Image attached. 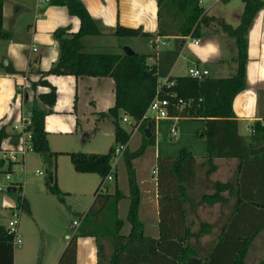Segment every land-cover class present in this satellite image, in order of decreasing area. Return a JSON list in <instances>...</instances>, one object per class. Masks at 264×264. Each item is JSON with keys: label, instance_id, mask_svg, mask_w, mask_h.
I'll use <instances>...</instances> for the list:
<instances>
[{"label": "crops", "instance_id": "obj_1", "mask_svg": "<svg viewBox=\"0 0 264 264\" xmlns=\"http://www.w3.org/2000/svg\"><path fill=\"white\" fill-rule=\"evenodd\" d=\"M82 2L100 29L99 34L82 37L86 52L123 54L125 48L130 47L134 52L156 54L160 81L165 77L187 75L189 67L195 64L209 69L210 75L214 77H228L236 72L235 58L238 48L235 38L224 32L217 24H210L203 29L204 34L196 37L199 43L193 41L194 37L170 35L164 36L166 44L156 47L150 44V39L158 35V0H82ZM201 3L208 15L223 18L233 27L240 24L244 2L241 5L236 0H201ZM3 11V27L10 32V38L0 40V61L6 64L10 62L17 71H20L14 74L6 73L0 66V127L7 125L11 130L20 106V102L17 101L19 93L17 85L26 87L31 85L33 81L41 78L39 71H46L52 67L60 56L54 31L59 27L67 28L71 32L78 31L81 20L77 15L71 14L66 5L52 4L50 1L42 3L39 0H4ZM118 25L140 28L142 32L149 34L118 36L114 33ZM47 79L56 87L58 94L53 112L47 114L45 118L50 148L59 152L58 184L65 193L89 195L90 200L84 207L78 203L75 206L72 203L66 206V199L64 203L59 201L46 188L44 180L39 191L27 196L24 190L25 183L22 182V193L29 203V210L25 209L26 218L29 217L32 223L21 227L20 221L19 235L23 243L15 247V264H60L66 246L84 227L93 233H103L99 237V242L102 244L103 255L109 254L111 243L109 236H112V230L117 228L113 204L108 205L104 212L88 225L83 222L93 203L101 177L97 173L78 172L69 154L109 151L115 140V123L113 119H99L98 112L107 111L115 104V81L109 76L77 77L55 74L48 75ZM50 90L49 86L39 85L34 92H29L27 103L31 105L34 99H37L42 108H48L38 96ZM263 103L264 8L256 13L248 31L246 88L236 96L233 105L239 121V131L247 143L252 141L254 131L251 129H254L255 122L263 119ZM126 122L131 124L132 119ZM139 133L142 138L143 132L139 128L134 129L132 136ZM155 133L154 130V136ZM130 146L129 141L127 148L131 149ZM154 157H158L157 150ZM28 160L26 155L22 163L26 165ZM202 160L204 157L199 159V162ZM119 163L118 161L116 163V179L106 182L104 190L111 194L117 191V187L121 190L123 196L116 207L117 215L122 220L120 234L128 235L132 228L128 219L129 175L127 165L125 171L120 172ZM215 163L216 170L212 172L205 170L204 176L207 175L208 183H205L204 189L207 188V191L203 193H215L217 181L236 178L237 158H215ZM136 173L141 189L138 215L144 224V233L146 236L158 238L161 229L157 170L156 173L153 171L155 174L153 177H147L137 169ZM197 177V185L189 190L190 198L186 207L189 221L193 223L192 231L199 233L192 238V245L196 246L200 255L210 248L220 234L233 209L236 194L226 190L223 192L225 196L223 201L202 202L199 195V187L202 185L199 169ZM5 202L7 208L2 210L0 225H6L12 215L17 203L15 194L10 195ZM72 213L77 215L72 218ZM77 217L80 220L79 225L74 224ZM95 226L99 229L98 232ZM263 232L264 228L256 238ZM77 236L76 264H99L97 236L80 234Z\"/></svg>", "mask_w": 264, "mask_h": 264}, {"label": "trees", "instance_id": "obj_2", "mask_svg": "<svg viewBox=\"0 0 264 264\" xmlns=\"http://www.w3.org/2000/svg\"><path fill=\"white\" fill-rule=\"evenodd\" d=\"M229 1V0H224ZM245 6L240 24L233 27L223 18L208 15L201 0H158V30L162 36L184 35L201 37L203 29L210 24H217L228 35L235 38L238 53L236 55V72L228 77L208 75L203 79L180 75L173 77L175 83L163 87L161 95L167 96L173 105L172 115L180 119H201L205 122L203 136L206 141V156L198 162L192 150L183 147L177 155H159L157 157V187L160 206V236L152 238L144 233V224L140 220L138 210L141 200V189L133 160L143 154L148 143L153 141L156 121L145 117L150 102L154 98L159 85L157 64L150 58L156 54L144 53H102L86 52L82 37L100 33L99 27L90 15L82 0H50L52 4L66 5L71 14L81 20L78 31L59 27L54 31L60 49L59 59L49 70L39 71L41 78L33 81L30 86L17 85V91L23 92L24 100L29 101V92L35 91L39 85L49 86L51 90L41 93L38 99L48 105L42 108L34 99L27 107L32 112L33 151L43 157L46 166V188L58 200L65 202V192L57 180V157L59 152L52 151L45 128L46 115L53 112L57 99V89L50 83L47 76L75 75L112 77L115 81L116 102L107 111L98 112V118L113 119L115 123V140L106 153L100 152H69L74 168L78 172L97 173L101 177L100 184L94 194V200L87 211L83 222H89L101 215L110 204L115 206L117 228L112 230L109 254L104 253L98 233L89 228H82L77 235L97 236L99 247V264H245L246 255L258 233L264 228V116L262 121L254 124V134H260L249 143L239 131V121L234 110L236 96L246 88L248 63V31L256 13L264 8V0H243ZM4 0H0V40L10 38V32L3 27ZM118 36L148 35L140 28L118 25L115 32ZM6 73H20L12 63L0 61ZM25 73V72H21ZM183 100V103L180 102ZM124 115L132 119L131 129L123 123ZM144 118L139 129L143 132L145 142L136 151L126 147L124 156L129 175L130 206L128 219L132 224L131 233L120 234L122 220L117 215V204L123 196L119 187L113 194L105 191L106 178L114 170L117 177L116 147L129 143L138 122ZM150 127L151 136L145 129ZM12 135L15 140L17 133L9 130L7 125L0 127V146L5 138ZM215 158H237L238 165L235 180L217 181L213 194H204L203 201L220 200L228 190L236 194L233 209L223 224L220 234L210 248L203 254L198 253L192 245V238L199 235L192 231L193 223L189 221L186 203L189 190L197 185L198 169L206 168L207 172L216 170ZM1 164V162H0ZM11 168V166L9 167ZM22 185L10 191L16 196V206L29 210L25 197L17 193ZM92 220V221H91ZM206 225V224H205ZM77 235L73 236L66 246L60 264H76ZM13 234L6 225H0V264H15ZM107 261V262H106Z\"/></svg>", "mask_w": 264, "mask_h": 264}, {"label": "rangeland", "instance_id": "obj_3", "mask_svg": "<svg viewBox=\"0 0 264 264\" xmlns=\"http://www.w3.org/2000/svg\"><path fill=\"white\" fill-rule=\"evenodd\" d=\"M243 5L242 0H236ZM235 20L234 17H232ZM238 20V19H237ZM236 20V21H237ZM264 104V103H263ZM122 123L125 124L129 129L132 128L129 122L122 120ZM177 124V136L174 137L171 135L170 127L173 124L171 120H158L156 123V135L154 136L153 141L150 142L148 139V143L143 151V154L139 157L134 158L133 165L135 170L137 169L140 171L141 174H146L147 177H153V171L156 173L157 167V158L154 157L155 150L158 151V156L160 155H177L179 151L183 147H187L192 150L193 154L197 157L198 162L199 159H202L206 156V141L204 136L202 135L205 128V122L201 119H179L175 122ZM260 134H254L252 141L256 140V137H259ZM141 134H134L130 140V150L136 151L138 148L142 146L145 142V139L140 137ZM104 137V136H102ZM123 152L121 155L118 156L117 161H121L119 163V170L120 172L125 171L126 159ZM28 162L24 165L22 162L14 163L10 169H12L11 181H21L25 183V195H32L35 194L36 191H39L41 187H43V180H46L47 172L46 166L47 164L43 160L41 154L35 151H30L27 154ZM121 157V158H120ZM120 158V160H119ZM69 159V158H67ZM70 162V160H69ZM7 167V164L0 167V185L5 187L3 190H0V223L2 222V210L4 211L7 201V198L10 197L13 193L8 190L10 186L9 180L6 179V171L4 168ZM36 169H40L43 171L42 174H37ZM200 177H201V184L199 187V195L202 196L206 193L207 188L204 189L205 183H208L207 175L205 170L206 168L200 166ZM143 174V175H144ZM110 181V180H108ZM106 181V182H108ZM105 182V183H106ZM112 183V182H111ZM112 185V184H111ZM17 193L23 194L22 191H18ZM66 203L65 205H69L72 203L74 206L75 204H80L85 206L90 200L89 195H81V194H65ZM60 201V200H59ZM202 202L203 201L202 199ZM64 203V202H62ZM8 205V204H7ZM79 207V206H78ZM72 218H74L77 214L72 213ZM27 211L22 209L21 214V227H26V224H31L32 220L27 217ZM71 218V219H72ZM26 219V220H25ZM78 219V217H77ZM23 230V229H22ZM246 264H264V232L263 234L259 235V238H256L255 241L251 244L247 255H246Z\"/></svg>", "mask_w": 264, "mask_h": 264}, {"label": "built area", "instance_id": "obj_4", "mask_svg": "<svg viewBox=\"0 0 264 264\" xmlns=\"http://www.w3.org/2000/svg\"><path fill=\"white\" fill-rule=\"evenodd\" d=\"M40 2H49L50 0H39ZM193 41L196 43H199L198 38H193ZM167 42L164 40V36L157 35L150 39V44L152 46H160L163 44H166ZM37 49V48H35ZM151 63L157 62V56L155 58H150ZM188 75L194 78L203 79L204 77L210 75L209 69L202 67L200 65H192L188 69ZM175 83V80L171 77H165L161 81L159 80V85L157 87V92L150 102V105L148 106V109L146 111L145 117H150L154 119L157 123L158 120H171L173 121L172 126L170 127L171 135L176 137L177 136V124L175 123L177 120L180 119L179 116L172 115L170 110L173 108V105L171 103V100L164 95H161V91L163 90V87H169ZM30 86V85H28ZM26 87L25 85L22 86ZM25 95L23 92L18 93L17 101L20 102L19 106V112L16 120L12 124V130L17 133V138H15L10 135L7 138H5L0 146V167H3V165L7 164V167L4 168V171H6V179L9 180L10 186L12 187H19L23 183L20 181L13 182L11 181V175H12V169L9 167L12 166L16 162H22V160L25 158V156L30 152L33 151V130L31 128L32 126V112L27 109L29 106L28 103L24 100ZM180 102L183 103V100L180 99ZM144 118L138 122L137 128L140 127V125L143 123ZM124 121H129L130 118L128 115H124L123 117ZM251 131H255L254 129ZM127 144H120L116 147V157L114 159V165L117 163V158L119 155H121L124 150L126 149ZM36 173L42 174L43 171L40 169L36 170ZM114 178V170L107 176L106 181L113 180ZM5 187L0 185V190H3ZM23 192V190H22ZM22 198L24 197L23 194H21ZM22 209L24 207H14L12 215L8 219V222L6 224L7 230L9 233L13 234V244L15 247L21 246L23 241L22 238L19 235V228H20V221H21V214ZM74 224L79 225L80 220H75Z\"/></svg>", "mask_w": 264, "mask_h": 264}, {"label": "water", "instance_id": "obj_5", "mask_svg": "<svg viewBox=\"0 0 264 264\" xmlns=\"http://www.w3.org/2000/svg\"><path fill=\"white\" fill-rule=\"evenodd\" d=\"M133 52H134V50H132L130 47H126L125 48V53H133ZM145 132H146L148 137L151 136V132H150V127L149 126L146 127ZM12 188H15V187L9 186L8 190H11Z\"/></svg>", "mask_w": 264, "mask_h": 264}]
</instances>
